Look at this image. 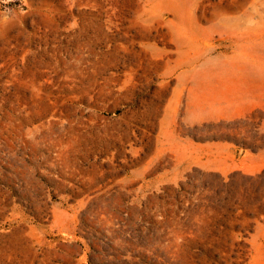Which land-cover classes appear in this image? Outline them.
<instances>
[{
    "label": "rangeland",
    "instance_id": "374dc122",
    "mask_svg": "<svg viewBox=\"0 0 264 264\" xmlns=\"http://www.w3.org/2000/svg\"><path fill=\"white\" fill-rule=\"evenodd\" d=\"M0 264H264V0H0Z\"/></svg>",
    "mask_w": 264,
    "mask_h": 264
},
{
    "label": "crops",
    "instance_id": "0c3cea01",
    "mask_svg": "<svg viewBox=\"0 0 264 264\" xmlns=\"http://www.w3.org/2000/svg\"><path fill=\"white\" fill-rule=\"evenodd\" d=\"M244 169H245V170H248V171H251V170H250V166H246V165H245V166H244Z\"/></svg>",
    "mask_w": 264,
    "mask_h": 264
}]
</instances>
